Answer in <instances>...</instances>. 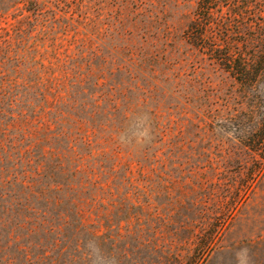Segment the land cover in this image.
Returning a JSON list of instances; mask_svg holds the SVG:
<instances>
[{
  "label": "rangeland",
  "instance_id": "rangeland-1",
  "mask_svg": "<svg viewBox=\"0 0 264 264\" xmlns=\"http://www.w3.org/2000/svg\"><path fill=\"white\" fill-rule=\"evenodd\" d=\"M198 2L0 0V264H264V79Z\"/></svg>",
  "mask_w": 264,
  "mask_h": 264
},
{
  "label": "trees",
  "instance_id": "trees-1",
  "mask_svg": "<svg viewBox=\"0 0 264 264\" xmlns=\"http://www.w3.org/2000/svg\"><path fill=\"white\" fill-rule=\"evenodd\" d=\"M184 37L244 86L264 79V0H199ZM249 146L264 159V115Z\"/></svg>",
  "mask_w": 264,
  "mask_h": 264
},
{
  "label": "clouds",
  "instance_id": "clouds-1",
  "mask_svg": "<svg viewBox=\"0 0 264 264\" xmlns=\"http://www.w3.org/2000/svg\"><path fill=\"white\" fill-rule=\"evenodd\" d=\"M144 119L145 118H141L140 120V126H141V139H146L148 137V131H147V128L144 127ZM121 142L122 143H126V138L125 137H121ZM239 255V264H249V257H248V250L245 248V249H242L240 251V253L238 254Z\"/></svg>",
  "mask_w": 264,
  "mask_h": 264
}]
</instances>
